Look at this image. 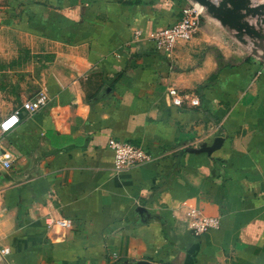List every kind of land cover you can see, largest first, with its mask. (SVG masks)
I'll use <instances>...</instances> for the list:
<instances>
[{
  "label": "crops",
  "instance_id": "crops-1",
  "mask_svg": "<svg viewBox=\"0 0 264 264\" xmlns=\"http://www.w3.org/2000/svg\"><path fill=\"white\" fill-rule=\"evenodd\" d=\"M190 1L24 0L50 37L43 58L36 37L23 55L2 37L0 121L39 92L49 102L0 134L12 264H264V46L207 11L189 41L158 47ZM172 87L200 105L173 104ZM112 136L155 159L117 169ZM193 210L219 227L196 235Z\"/></svg>",
  "mask_w": 264,
  "mask_h": 264
},
{
  "label": "built area",
  "instance_id": "built-area-1",
  "mask_svg": "<svg viewBox=\"0 0 264 264\" xmlns=\"http://www.w3.org/2000/svg\"><path fill=\"white\" fill-rule=\"evenodd\" d=\"M207 12L206 7L201 3L191 0L189 3L181 7L178 18L167 24L161 30L156 31L152 38L158 47L168 51L173 50L179 43L189 41L195 34L201 17ZM257 73H260L258 71ZM172 102L175 105H183L185 102H190L194 106L200 105L199 96L194 93L184 92L172 87L169 90ZM49 102V97L44 92H39L32 98H28L22 102V105L15 109L13 113L0 121V134L4 135L9 132L15 125L20 122V114L22 109H25L29 114L33 115L40 111ZM108 145L115 154V166L117 169H127L139 165H143L155 159L145 146L133 143L126 139L118 137H110ZM0 164L9 168L12 164L10 153L3 151L0 148ZM3 208L0 207V219L3 215ZM194 216L192 222V230L196 235L217 228L220 225V218L206 214H197L195 210L191 212ZM54 222V221H53ZM56 223L64 227H69L68 219L56 220ZM0 235V264H12L8 256L10 248L2 245Z\"/></svg>",
  "mask_w": 264,
  "mask_h": 264
},
{
  "label": "water",
  "instance_id": "water-1",
  "mask_svg": "<svg viewBox=\"0 0 264 264\" xmlns=\"http://www.w3.org/2000/svg\"><path fill=\"white\" fill-rule=\"evenodd\" d=\"M221 21L223 25L235 30L237 37L244 43L252 42L253 53L264 46V3L253 5V0H194ZM245 35L248 37H245ZM264 58V54L262 55ZM223 138L218 137L212 145L204 144L192 151H211L221 146ZM141 211L142 209L139 208ZM138 264H159L143 260Z\"/></svg>",
  "mask_w": 264,
  "mask_h": 264
},
{
  "label": "rangeland",
  "instance_id": "rangeland-1",
  "mask_svg": "<svg viewBox=\"0 0 264 264\" xmlns=\"http://www.w3.org/2000/svg\"><path fill=\"white\" fill-rule=\"evenodd\" d=\"M2 3L7 7L4 10L0 8V42L2 37H9L6 46H9L12 53L23 55L31 51V45L35 43L33 37H36L38 43L34 45V51L43 58L46 54L41 50L44 47L41 39L50 37L49 27L44 22H37V13L27 9L24 0H0ZM2 46L0 43V49Z\"/></svg>",
  "mask_w": 264,
  "mask_h": 264
}]
</instances>
